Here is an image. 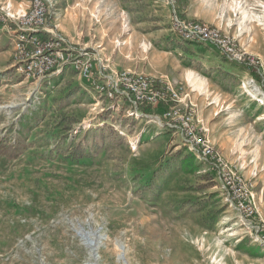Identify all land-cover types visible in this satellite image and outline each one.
Instances as JSON below:
<instances>
[{"label":"rangeland","instance_id":"rangeland-1","mask_svg":"<svg viewBox=\"0 0 264 264\" xmlns=\"http://www.w3.org/2000/svg\"><path fill=\"white\" fill-rule=\"evenodd\" d=\"M33 1L0 0V264H264V0H209L198 10L210 22L176 1L182 19L219 29L260 70L181 39L171 0H45L40 37L63 35L73 57L43 78L15 69ZM122 72L178 98L113 95ZM188 113L250 184L254 217L187 142ZM95 133L97 146L84 142ZM79 142L85 152L71 156Z\"/></svg>","mask_w":264,"mask_h":264},{"label":"built area","instance_id":"built-area-1","mask_svg":"<svg viewBox=\"0 0 264 264\" xmlns=\"http://www.w3.org/2000/svg\"><path fill=\"white\" fill-rule=\"evenodd\" d=\"M176 1L171 0L174 7L173 29L181 39L208 42L217 46L229 59L240 65L254 66L255 69L260 70V62L255 57H248L244 52H240L235 40L223 35L219 29L206 22L182 19L177 13ZM45 5V0H34L32 9L18 19L19 30H17L16 38L18 58L15 69L27 77H46L60 69H56V66L60 64L59 61L63 62L61 69L72 63L73 53L68 45L64 46L67 42L63 35L52 34L47 40L40 37L39 32L45 29L48 24V9ZM120 74L113 79L112 94L122 95L125 91L136 105L143 103L159 104L168 99L176 101L178 98L177 89L171 85L154 82L143 74L130 72ZM122 85L125 86V90H122ZM180 118L187 132V136H185L187 142L192 146L199 147V157L214 161L221 186L229 193L234 205L245 217H254L258 208L250 184L235 167L215 151L211 141L206 136H201L196 132L192 126L193 117L190 113L180 115Z\"/></svg>","mask_w":264,"mask_h":264},{"label":"crops","instance_id":"crops-1","mask_svg":"<svg viewBox=\"0 0 264 264\" xmlns=\"http://www.w3.org/2000/svg\"><path fill=\"white\" fill-rule=\"evenodd\" d=\"M208 1L209 0H182L181 7L188 17L196 19V20H205L207 22H210L206 19H203L202 13L198 10L200 4H202V5L207 4ZM152 2H154V4H159L158 1L152 0ZM152 11H155V10L152 9ZM233 35L239 36V40L241 42H245L244 36L243 37H242V35L240 36V33H238V31H233ZM169 80H170V78H169Z\"/></svg>","mask_w":264,"mask_h":264},{"label":"trees","instance_id":"trees-1","mask_svg":"<svg viewBox=\"0 0 264 264\" xmlns=\"http://www.w3.org/2000/svg\"><path fill=\"white\" fill-rule=\"evenodd\" d=\"M98 139H99V136L97 133L89 136L88 134L85 135V139H84V142H87V141H91L92 143H94V145L97 146V143H98ZM85 152V147L83 145V143H77V145H74L72 148H71V156H81L83 153Z\"/></svg>","mask_w":264,"mask_h":264},{"label":"bare ground","instance_id":"bare-ground-1","mask_svg":"<svg viewBox=\"0 0 264 264\" xmlns=\"http://www.w3.org/2000/svg\"><path fill=\"white\" fill-rule=\"evenodd\" d=\"M92 241H93V240H92ZM92 241H91V242H92ZM119 243H120V247H121V249H123V252H124V254H122L121 256H122V257L125 256L124 259H126V254H125V253H126V250H127V249H126L125 245H123L121 242H119Z\"/></svg>","mask_w":264,"mask_h":264}]
</instances>
